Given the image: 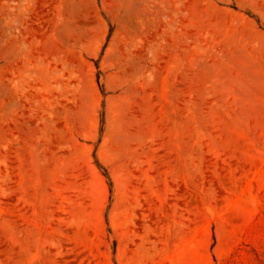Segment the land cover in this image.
Instances as JSON below:
<instances>
[{
	"label": "rangeland",
	"instance_id": "obj_1",
	"mask_svg": "<svg viewBox=\"0 0 264 264\" xmlns=\"http://www.w3.org/2000/svg\"><path fill=\"white\" fill-rule=\"evenodd\" d=\"M0 264H264V0H0Z\"/></svg>",
	"mask_w": 264,
	"mask_h": 264
}]
</instances>
